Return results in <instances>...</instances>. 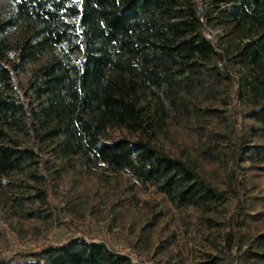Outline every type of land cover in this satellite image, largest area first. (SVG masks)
I'll return each instance as SVG.
<instances>
[{
    "label": "trees",
    "instance_id": "1",
    "mask_svg": "<svg viewBox=\"0 0 264 264\" xmlns=\"http://www.w3.org/2000/svg\"><path fill=\"white\" fill-rule=\"evenodd\" d=\"M0 6V264H264V0ZM54 200L128 247L22 248Z\"/></svg>",
    "mask_w": 264,
    "mask_h": 264
},
{
    "label": "rangeland",
    "instance_id": "2",
    "mask_svg": "<svg viewBox=\"0 0 264 264\" xmlns=\"http://www.w3.org/2000/svg\"><path fill=\"white\" fill-rule=\"evenodd\" d=\"M4 13V7L0 6V14ZM23 180L24 182H21ZM14 184L6 193L10 197H21L34 193L33 189H29L28 185H33L32 180L25 175L17 174L10 179ZM64 194L60 192V195ZM74 195H78L77 204L83 202L84 197L79 194H68L65 198L73 200ZM11 203V202H10ZM48 217L41 221L39 227L36 225L30 227L25 226L17 229L16 237L22 248L30 249L32 242L48 239L54 244H61L69 236L74 238L79 237H97V239L107 241L115 249H122L128 247V240L133 237L134 227L131 226L129 219L126 217H119L111 222L104 212H100L94 218L84 211V218H77L67 210H65L64 201L54 200ZM109 205H99L98 209L101 211L108 208ZM28 210L27 212H29ZM173 213L175 214L176 212ZM28 223V222H27ZM11 227V225H10Z\"/></svg>",
    "mask_w": 264,
    "mask_h": 264
}]
</instances>
